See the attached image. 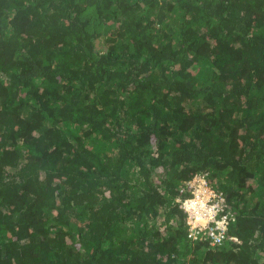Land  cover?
Returning <instances> with one entry per match:
<instances>
[{"label": "trees", "instance_id": "obj_1", "mask_svg": "<svg viewBox=\"0 0 264 264\" xmlns=\"http://www.w3.org/2000/svg\"><path fill=\"white\" fill-rule=\"evenodd\" d=\"M0 264H264V0H0Z\"/></svg>", "mask_w": 264, "mask_h": 264}, {"label": "built area", "instance_id": "obj_2", "mask_svg": "<svg viewBox=\"0 0 264 264\" xmlns=\"http://www.w3.org/2000/svg\"><path fill=\"white\" fill-rule=\"evenodd\" d=\"M186 188L192 193L181 203L187 212L188 236L192 241L207 239L210 246L220 244L228 221L227 214H221L225 207L222 193L211 188L203 175H195Z\"/></svg>", "mask_w": 264, "mask_h": 264}]
</instances>
